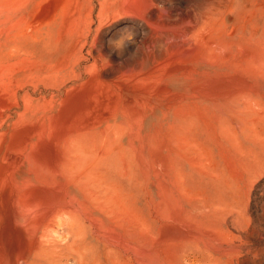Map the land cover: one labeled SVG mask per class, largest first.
<instances>
[{
	"label": "rangeland",
	"instance_id": "rangeland-1",
	"mask_svg": "<svg viewBox=\"0 0 264 264\" xmlns=\"http://www.w3.org/2000/svg\"><path fill=\"white\" fill-rule=\"evenodd\" d=\"M0 264H264V0H0Z\"/></svg>",
	"mask_w": 264,
	"mask_h": 264
},
{
	"label": "bare ground",
	"instance_id": "bare-ground-1",
	"mask_svg": "<svg viewBox=\"0 0 264 264\" xmlns=\"http://www.w3.org/2000/svg\"><path fill=\"white\" fill-rule=\"evenodd\" d=\"M211 41H212V39H211ZM257 102V101H256ZM247 107V106H246ZM97 196V195H96Z\"/></svg>",
	"mask_w": 264,
	"mask_h": 264
}]
</instances>
